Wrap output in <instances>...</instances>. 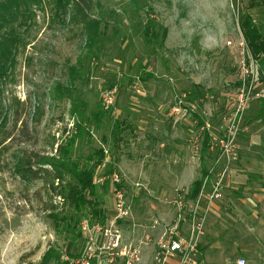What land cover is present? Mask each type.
<instances>
[{
	"label": "rangeland",
	"instance_id": "374dc122",
	"mask_svg": "<svg viewBox=\"0 0 264 264\" xmlns=\"http://www.w3.org/2000/svg\"><path fill=\"white\" fill-rule=\"evenodd\" d=\"M98 1L108 14L91 53L80 27L46 6L18 29L22 44L0 81V264L37 263L50 246L66 264H126L134 249L132 264H152L166 231L192 229L200 219L199 264H236L240 255L264 264V55L251 57L239 27L250 14L264 34V3ZM110 89L113 103L104 109ZM97 111L105 112L99 123ZM115 119L136 128L93 176L104 222L66 207L48 214L59 198L15 168L34 154L53 156L78 121L84 128L73 161L109 151L104 138L110 142ZM206 131L210 148L202 156ZM196 179L202 185L193 198ZM83 224L70 257L69 231Z\"/></svg>",
	"mask_w": 264,
	"mask_h": 264
},
{
	"label": "trees",
	"instance_id": "16d2710c",
	"mask_svg": "<svg viewBox=\"0 0 264 264\" xmlns=\"http://www.w3.org/2000/svg\"><path fill=\"white\" fill-rule=\"evenodd\" d=\"M264 3V0H250L249 7H256ZM50 8L53 15L68 24L79 26L84 36V50L91 53L101 44V27L108 14L98 0H0V81L5 78L8 70L13 64L17 48L22 44L19 28L26 30L32 20L36 9ZM67 16V20L65 17ZM239 27L251 57L259 60L264 55V34L256 26L250 14H245L240 19ZM145 34L149 33V27L145 28ZM162 38L167 36L166 30L162 32ZM24 45V44H23ZM83 56V54H82ZM77 60L82 64L84 57ZM76 72V65L71 66V74ZM104 111L92 113V118L97 123L104 116ZM80 121L75 123L73 135L60 143L53 156H36L18 164L15 168L17 174L26 182L31 180H42L43 186L50 198H59L60 202L51 201L48 214L55 212L64 213L67 208L76 213L84 212L88 220L95 219L99 223L105 220V211L99 207L97 198V185L93 180L96 169L101 166L110 152L112 158L121 151V143L125 132L133 131L134 124L125 119H115L110 131V142L104 138L109 145V151L98 148L84 156V162L80 164L70 157L76 136L83 131ZM75 134V135H74ZM209 133L204 132V139L201 147V155L204 156L210 148L208 143ZM34 158V159H33ZM118 160L116 156L115 161ZM202 171L206 170L203 168ZM202 181L196 179L191 185V197L196 198L200 192ZM51 199V200H52ZM62 205V206H60ZM50 212V213H49ZM75 219L74 216H72ZM86 218V217H85ZM78 221H75L77 226ZM77 223V224H76ZM69 226V225H68ZM70 229L71 237L66 247V253L75 241L82 235L81 226ZM68 256L71 257L69 252ZM29 264H66L60 261L58 251L55 247H48L37 263Z\"/></svg>",
	"mask_w": 264,
	"mask_h": 264
},
{
	"label": "built area",
	"instance_id": "2783aa9c",
	"mask_svg": "<svg viewBox=\"0 0 264 264\" xmlns=\"http://www.w3.org/2000/svg\"><path fill=\"white\" fill-rule=\"evenodd\" d=\"M113 89L106 90L102 94V106L108 109L113 103ZM226 150L228 149L225 146ZM115 196L117 198L118 210L122 207V193L115 187ZM217 195V194H216ZM195 214L194 212H192ZM195 218V217H194ZM197 218H202L201 214ZM203 219L197 221L196 226L190 231L189 236H182L177 233L176 227L169 229L163 236L156 242L154 251L152 253V264H199L200 248L198 235L201 234L200 225ZM85 225L81 229H85ZM124 250L123 252H125ZM125 254V253H123ZM138 260L137 251L130 250L127 255L126 264H132ZM78 264V263H76ZM236 264H249L244 257H238Z\"/></svg>",
	"mask_w": 264,
	"mask_h": 264
},
{
	"label": "crops",
	"instance_id": "0c3cea01",
	"mask_svg": "<svg viewBox=\"0 0 264 264\" xmlns=\"http://www.w3.org/2000/svg\"><path fill=\"white\" fill-rule=\"evenodd\" d=\"M197 198V197H196ZM202 204V203H201ZM202 205H204V204H202ZM190 231H191V227H190V224L189 223H187L186 224V227L183 225L181 228H180V230H178L177 229V233L178 234H180V235H182V236H189V234H190ZM199 248L200 249H202V245L199 243ZM238 257H244L243 255H240V256H238ZM237 257V258H238ZM245 258V257H244ZM246 259V258H245ZM247 261V260H246ZM248 262V261H247ZM254 264H257V263H254Z\"/></svg>",
	"mask_w": 264,
	"mask_h": 264
}]
</instances>
